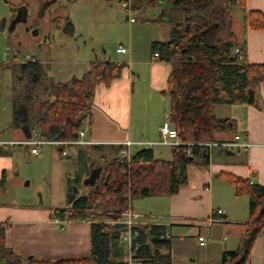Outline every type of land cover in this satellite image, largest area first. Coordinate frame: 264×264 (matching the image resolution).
<instances>
[{
    "label": "trees",
    "instance_id": "16d2710c",
    "mask_svg": "<svg viewBox=\"0 0 264 264\" xmlns=\"http://www.w3.org/2000/svg\"><path fill=\"white\" fill-rule=\"evenodd\" d=\"M36 1L39 8L37 17L41 19L61 2L74 0ZM246 1L130 0L140 19H146L147 9L164 7L159 18L153 20L156 23L169 22L172 39L165 43L154 42L152 52H158L159 60L171 65L169 117L179 130L181 140L193 143V146L171 147L170 161L158 159L153 149H143L131 155L129 160H121L114 153L101 170L97 187L89 195L75 198L67 209L53 211V218L91 222V257L49 263L39 262L33 257H20L6 246V226L0 224V260L4 264H126L127 249L119 243L124 227L111 222L120 221L121 214L133 208L134 201L178 194L180 188L189 182L190 165L195 164L202 169L209 166L210 150L200 144L216 142V131L234 127L233 121L217 117L219 104L258 105L259 91L264 86V65L247 62L246 44H240L231 31L233 11L236 7L245 10ZM29 17L30 13L26 18ZM248 19L252 29H264L262 12L251 11ZM66 24L67 32L72 36L74 26L70 19H66ZM15 65L14 62L0 63V69ZM21 67L30 81L19 96L15 95L16 118L12 126L17 127L19 120L24 119L29 129L35 126L43 139L49 141L77 140L83 124L92 117L96 89L101 84L110 87L125 68L118 63L93 61L80 79L52 83L48 87V96L35 110V100L39 98L37 90L45 76L43 68L40 62ZM189 150L191 155H188ZM7 153L9 151L0 148V156ZM220 177L235 188L236 196L249 198L250 213L246 232L238 247L225 251L221 264H250L254 244L264 231V186L254 185L249 179L229 173H222ZM135 231V259L141 264H173L169 254L163 255L159 251L160 248L171 247V238L166 239L169 234L166 226L141 225Z\"/></svg>",
    "mask_w": 264,
    "mask_h": 264
},
{
    "label": "crops",
    "instance_id": "0c3cea01",
    "mask_svg": "<svg viewBox=\"0 0 264 264\" xmlns=\"http://www.w3.org/2000/svg\"><path fill=\"white\" fill-rule=\"evenodd\" d=\"M78 1L61 2L44 18L49 19V22H57L58 24L70 19L75 32L76 17L70 12V6ZM17 4L16 6L19 7L26 4V2L20 1ZM236 8L234 9L236 11H233L231 31L240 44H246L247 62L249 64L264 65V29H252L249 26L248 19L251 11H260L264 14V0H247L245 10L239 7ZM163 10L162 7H158L154 12L149 13V18L146 17V19H158ZM44 18L42 20H45ZM149 24L156 23L151 22ZM39 26L42 29L44 28L46 37H44L43 45H36L39 38L33 39L36 49H39L37 54H33L32 57L40 62L45 75L43 78L45 82H41L43 84V94H39V98L34 105L35 110H37L38 104L48 96V87L52 83H66L73 78L80 79L89 70L90 64L93 62L90 59H98V56L95 58L92 54L85 59L66 58L70 56L69 54H72V51L71 53L68 51V55L59 58V55L70 47L63 43L65 41L62 42V46H59L58 50L61 49L62 53H59L56 59L51 55L48 56L45 52L41 53L43 47L48 49L45 45L49 44L50 33L48 32L49 27L45 29L44 26ZM33 27L35 25L31 26V28ZM157 27L159 28V23ZM169 30L150 31L147 25H137L136 21L130 29L129 49L124 45L120 46L127 49V52L124 54L118 53L117 49L120 47H117L115 53L112 51L109 58H102L103 61L112 63H116L117 57L123 58L124 64L122 65L125 68L122 75L114 80L110 87L101 84L96 89L92 117L82 127L85 132L83 140L89 142L88 144L74 147L73 154L68 159L62 158L59 150L52 145L41 146L38 154H32V147H29L28 152L36 158L47 152V155L54 158L56 163V159L61 160L59 166L64 169L61 175L63 179L65 176L66 182L64 179L65 189L62 195L59 199L52 201L50 206H46L44 203L38 205L0 203V224L6 226L5 244L18 256L23 258L33 257L43 263L75 261L91 257V222L60 220L53 218L52 213L55 210L67 209L75 198L84 196L78 194V191L75 190L70 192L67 188L70 187V180H67L69 179L68 176L79 156H85L89 163L91 154L98 153V155H101L99 158L106 161L112 159L114 153L119 157L120 152L127 148L124 146L125 142L131 141L133 143L127 149L133 155L145 149L144 146L137 143L160 141V126L170 114L168 78L171 65L160 60H153L152 44L154 42H169L172 39V29ZM37 33L34 32V37H37ZM38 53L44 59L37 56ZM1 70L13 71L12 68ZM20 81H24L26 86L30 79L25 74ZM19 89L18 91L22 90ZM13 90L14 85L11 92V125L16 118L14 115L15 95ZM143 90H147L159 98L168 96L169 112L165 115V110L147 109L146 105L143 107L140 104L137 105V108H134L132 106L134 93H139L141 96ZM41 97L42 100L39 101ZM141 97L138 98V101L143 105L144 99L142 100ZM216 115L219 118L234 122L232 130L215 132L216 142L233 140L235 135L242 133L247 136L252 144L249 152L240 154L230 149L213 147L210 149V164L207 168L202 169L195 164L190 165L188 168V184L181 187L178 194L164 199V204L171 213L169 214L170 226L158 224V222L157 224L155 222L151 223L150 219L157 217L152 214H141L133 207L134 212L144 216L139 220L143 225H162L168 228L171 236V247H163L159 251L163 255L169 254L173 264H221L223 253L229 250L226 245L233 236V229L241 227L242 232L236 234L238 247L241 237L246 232V224L250 220L249 198L247 196H236L235 188L220 177L222 173L249 179L254 185L264 186V86L260 88L257 106L219 104L216 108ZM152 117L155 122L149 124ZM19 123L20 125L17 127L12 126L14 136L12 139H4V127H0V148L9 151L6 155L0 156V183H2L4 177L5 181L12 180L17 167L16 151L19 152L20 150L17 147L23 146L19 143L28 140L24 131L28 125L24 123V119H20ZM34 129H36L35 126L30 128L31 133ZM44 147H47V149H44ZM157 148V152L153 151L158 159L172 160L171 147L157 146ZM164 148L171 149L167 150L166 153ZM17 156H19V153H17ZM98 168L100 169H95L94 165H88L84 172L77 176V186L89 187L94 190L97 187V173L101 172L102 167ZM216 183L219 187H215ZM215 198H219L220 202H216ZM132 206L134 205L132 204ZM217 210L223 212V217L228 222L212 227L202 225L201 221L210 217ZM120 221L111 224L124 227ZM214 227L220 228L219 231H214ZM173 231L177 233L176 236H174ZM217 232L220 235L218 241L220 246L218 249L215 248L214 256L206 260L201 253L196 251L202 248L206 249L210 245L209 238L214 240V235ZM199 237L206 239L205 245L200 244ZM190 238H192L193 245L189 244ZM216 243L217 240L214 241V244ZM120 245L122 244L120 243ZM0 264L4 263L0 260ZM250 264H264V235H260L254 244Z\"/></svg>",
    "mask_w": 264,
    "mask_h": 264
},
{
    "label": "rangeland",
    "instance_id": "374dc122",
    "mask_svg": "<svg viewBox=\"0 0 264 264\" xmlns=\"http://www.w3.org/2000/svg\"><path fill=\"white\" fill-rule=\"evenodd\" d=\"M20 1L26 2V4L28 3L29 6H34L30 8V17L28 21L25 18L24 23H18L16 28L13 29L14 22L18 16L16 11L18 6L16 5H18L17 3ZM125 1L126 0H79L76 4L71 5L70 12L76 17V23L75 32L70 36L67 32L66 21L58 24L57 22H49V19H38L37 14L39 8L36 0H0V63L11 64L14 58L17 59L21 56L25 58L33 54L36 55L39 48L36 49L33 39H41L40 41L39 39L37 40L38 43H36V45H43V41L45 40L44 37H46L44 28L42 29L39 25L44 26L45 29L49 27L48 32L50 33L49 44L45 45L48 49L43 47L41 53L45 52L48 56L51 55L55 59L59 53H62L61 49L58 50V48L62 46L63 41H65L63 43L69 45L72 49L69 47L66 51L64 50L63 54L59 55V58L68 55V51H70L69 53L72 51V54H69L70 56L66 58L77 57L79 59H85L92 54L95 58L98 56V59L90 60L103 61V57L109 58L111 52L113 51L115 53L117 47L121 45L129 49L130 29L133 24H130L127 18L129 13L123 7ZM166 7L165 5V8ZM156 9H158V7L147 9V13L144 16L149 18L148 14L154 12ZM236 10H234V12ZM151 22L156 23L153 19L148 20L144 17L142 19H137V25H147L150 31L153 30L157 32L159 29L168 31L171 28L170 23L166 20L164 22H158L159 28L157 27L158 23L149 24ZM32 25H35V27L31 28ZM34 32H38L37 37H34ZM37 56L41 59L43 58L39 53ZM116 60V63L121 65L124 64L123 58L120 59L117 57ZM15 64L16 65L12 68L13 71L0 69V127H4V139H12L14 137L11 125V92L13 85V93L14 95L17 94V96L23 92V89H26L24 81H20L21 77L25 75V71L19 63ZM42 81L45 82V80ZM18 88L22 90L18 91ZM42 88L43 84L37 90L39 94H43ZM141 96L139 93H134L132 98V106L134 108H137V105L140 104L143 107L146 105L147 109L152 108L153 110L157 109V111H160V109L162 111L165 110V115L169 112L168 96L159 98L153 93H149L147 90H143ZM42 97L39 101L42 100ZM140 97L142 100L144 99L143 105L138 101ZM39 101H37V103H39ZM150 122H155L153 117L152 121H149V124H151ZM17 148H20V150L19 152L16 151L15 155L17 167L14 176L12 180L0 183V203H12L17 205H38L39 203H44L46 206H50L52 201L59 199L65 189L66 179L64 176V182L63 176L61 175L64 169L59 166V161L61 162V160L56 159L57 164L54 158L47 155V152L43 155L41 154V157L36 158V156L28 152V146L23 145ZM44 149H47V147H44ZM164 149L167 153V150L171 148ZM153 150L157 152L158 148L156 147ZM17 153H19V156H17ZM100 156L101 155H98V153H92L89 163L85 156H79L77 158L73 165L72 172L68 176L69 179H67L70 180V188L72 190L78 191V194L84 196L89 195L93 191L91 190L92 188L89 187L77 186L76 179L78 175L84 172L88 165H94L95 169H100L98 167H102V170L109 160L103 161L99 158ZM215 187H219L217 183ZM67 188L69 191V187ZM168 197L171 196L137 200L133 202V207L141 214H152L154 217L158 218L150 219L151 223L155 222L157 224L158 222V224L161 223L170 226L171 221L169 219V214L171 213L164 204V199H168ZM215 201L220 202L219 198H215ZM218 229L220 228L214 227V231H219ZM240 231L242 232L241 227L233 229V236H231L226 245L227 249L233 250L237 248L238 239H236V234ZM206 233L208 234L209 232ZM173 234L174 236L177 235L175 231H173ZM261 235H264V231ZM219 236L217 232L214 235V240L209 238L210 245L206 249L202 248L196 252L201 253L206 260L213 257L215 248L218 249L220 246L218 242ZM191 239L192 238L189 239V244L193 245ZM215 240H217L216 244H214ZM189 251L191 252V250Z\"/></svg>",
    "mask_w": 264,
    "mask_h": 264
},
{
    "label": "built area",
    "instance_id": "2783aa9c",
    "mask_svg": "<svg viewBox=\"0 0 264 264\" xmlns=\"http://www.w3.org/2000/svg\"><path fill=\"white\" fill-rule=\"evenodd\" d=\"M123 7L128 11L129 16L127 17L130 24H134L137 19L140 17V14L135 12L132 9V5L130 0L125 1L123 3ZM118 53L124 54L127 52V49L120 47L117 49ZM238 52V50H236ZM160 55L158 52L153 54V60L158 61ZM14 63L21 64H28V63H37L38 60L33 58L32 56H26L14 58ZM12 62V63H13ZM86 123L83 124L85 126ZM160 133V141L159 142H152V141H143L137 144L144 146L146 149H153L157 146H166V147H175L181 145H187L188 147L193 146V143H186L181 140L180 132L178 129L175 128L174 124L172 123L170 117L168 116L160 126L159 129ZM85 136V132L83 129L80 130L79 138L75 141H58V140H45L42 137V134L39 130L34 129L31 133V138L23 143H19L22 145H26L28 147H32V154H38V151L41 146L43 145H52L57 149L62 148L59 151L60 156L62 158L68 159L73 154V149L79 145H85L89 142H85L83 140ZM133 143L131 141L125 142L124 146L127 147L126 150L120 152L119 157L121 160H129L131 157L130 151L127 150ZM201 146L207 147L212 149L213 147H222L226 149L233 150L235 153L245 154L249 152L252 148V144L249 142L246 135L239 133L234 136L233 140L229 141H222V142H209L200 144ZM188 155H191V151H188ZM122 221L121 224L124 225L125 229L120 233L119 242L127 249L128 255L126 259V264H141L140 260L134 258V252L137 250V243L135 241L137 232L135 228L137 226L143 225L139 222L141 218L144 216L136 213L133 211V208H129L127 211L121 214ZM228 221L223 217V212L220 210L214 211L210 217L201 221L202 225L206 227H212L215 224L227 223ZM145 224V223H144ZM171 236L169 234L166 235V239H170ZM199 242L203 246L206 243V239L204 237H199Z\"/></svg>",
    "mask_w": 264,
    "mask_h": 264
},
{
    "label": "flooded vegetation",
    "instance_id": "af4514ba",
    "mask_svg": "<svg viewBox=\"0 0 264 264\" xmlns=\"http://www.w3.org/2000/svg\"><path fill=\"white\" fill-rule=\"evenodd\" d=\"M30 8H31V6H29V4H22L21 6H19V8L17 7L16 11H17L18 16H17L16 20L19 19V21H20L18 23H24L23 21L25 20L27 14L30 13ZM28 19L29 18H26L27 21H28ZM16 25H15V27H16Z\"/></svg>",
    "mask_w": 264,
    "mask_h": 264
},
{
    "label": "water",
    "instance_id": "95a60500",
    "mask_svg": "<svg viewBox=\"0 0 264 264\" xmlns=\"http://www.w3.org/2000/svg\"><path fill=\"white\" fill-rule=\"evenodd\" d=\"M24 21H25V20H24ZM24 21H23V22H24ZM18 22H20L19 19L16 20V21L14 22L13 28H15V25H16ZM24 131H25V134H26L27 139H30V138H31V131H30V129H29L28 127H25ZM97 174H98V175H97V177H98L99 174H100V172H98Z\"/></svg>",
    "mask_w": 264,
    "mask_h": 264
}]
</instances>
